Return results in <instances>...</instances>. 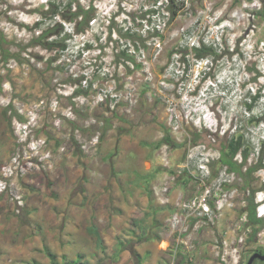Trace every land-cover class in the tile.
<instances>
[{
	"label": "rangeland",
	"instance_id": "obj_1",
	"mask_svg": "<svg viewBox=\"0 0 264 264\" xmlns=\"http://www.w3.org/2000/svg\"><path fill=\"white\" fill-rule=\"evenodd\" d=\"M163 1L81 0L94 13L90 28L56 52L34 41L50 24L34 28L44 0H0V264H51L46 248L59 264H127L128 246L154 231L141 219L146 204L164 206L152 189L164 172L174 176L169 193L183 178L177 193L199 190L198 160L181 168L201 143L195 132L213 155L239 134L246 165L264 162V1L184 0L165 24ZM199 40L215 46L212 64L194 59ZM165 132L183 143L170 149L172 168L159 158ZM263 177L264 168L232 184L228 209L240 218L226 221L206 260L195 233L213 226H190L183 264H245L264 251V226L249 236L258 225L242 214ZM173 250L174 241L167 264L181 254Z\"/></svg>",
	"mask_w": 264,
	"mask_h": 264
},
{
	"label": "trees",
	"instance_id": "obj_2",
	"mask_svg": "<svg viewBox=\"0 0 264 264\" xmlns=\"http://www.w3.org/2000/svg\"><path fill=\"white\" fill-rule=\"evenodd\" d=\"M184 0H164L158 6V8H162V4L164 5L163 16L166 17L165 23H168L173 18H175L180 10L184 6ZM152 12H156V9L152 10ZM39 18L35 23V30L42 28V23L44 20L49 19L50 24L48 27L41 30L38 35L34 38V41L43 45L49 51H64L67 48V40L72 37V35L83 34L90 28V22L94 18V13L89 6L83 5L81 0H44V3L41 4V9H38ZM69 25V26H67ZM6 43L5 36L3 33H0V50L2 54H5L8 50L4 47ZM191 52L196 61L198 60H207L210 64L215 59L217 55L216 48L213 44L206 43L202 40H199L196 44H193L191 47ZM126 60L130 61L135 68L141 66V63L137 62L136 59L129 54L125 55ZM259 94L255 92L252 96V100L254 103L259 98ZM253 103V104H254ZM253 105L248 104L247 109H251ZM263 119V117H260ZM201 133H194L193 142H201L208 146L209 143H206L201 139ZM167 144L170 148H178L183 145V143L176 142L172 136L165 132L161 139L159 140L158 146L162 144ZM200 144V143H198ZM240 144L236 140V137L231 136L229 139H222V143L219 145V157L214 160L218 165L227 166L230 172L237 173L238 166L237 161L235 159L238 146ZM247 155V152L244 151V156ZM262 157V155L260 156ZM261 160V158H260ZM260 165H255V168H258ZM252 169H250L247 173H250ZM249 205H252V208L246 206L245 210H247V218L248 221L246 225H258V227H254L249 236H254L257 230L264 226V219L256 216V203L255 198H250L248 201ZM149 235L145 237L138 238L136 243L141 242L143 240H147ZM98 244L100 240H97ZM128 249L131 255H135V250L133 249V243L128 246ZM255 251H261V249H255ZM47 256L51 264H59L56 260V256L52 253L48 248L45 249ZM256 263H262L263 261H255ZM255 263V264H256Z\"/></svg>",
	"mask_w": 264,
	"mask_h": 264
},
{
	"label": "built area",
	"instance_id": "obj_3",
	"mask_svg": "<svg viewBox=\"0 0 264 264\" xmlns=\"http://www.w3.org/2000/svg\"><path fill=\"white\" fill-rule=\"evenodd\" d=\"M207 147L200 143L190 148L186 155V162L181 166L182 169L188 168L190 162L198 160L197 166L201 173L200 175L193 174V176L200 185L199 190L189 197L180 193L175 200L174 210L165 218V226L175 236L173 259L178 252L181 254L189 252L191 245H189L187 236L191 225L197 229L202 224H214L216 218L221 217L226 208L234 206L233 198L236 194L232 184L238 176L230 172L227 166L222 165H219L216 174H213L209 169L210 163L218 159L219 153L213 155L211 148ZM170 149L165 143L160 146V162L166 168H172ZM172 178H174L172 174L164 172L163 176L152 186L154 198L159 204L166 205L171 201L169 191ZM263 197L264 190L255 195V211L257 217L264 219ZM221 260H225L223 256Z\"/></svg>",
	"mask_w": 264,
	"mask_h": 264
},
{
	"label": "crops",
	"instance_id": "obj_4",
	"mask_svg": "<svg viewBox=\"0 0 264 264\" xmlns=\"http://www.w3.org/2000/svg\"><path fill=\"white\" fill-rule=\"evenodd\" d=\"M179 184L172 187V191L170 193L171 201L168 204L164 205L163 207H154L155 205L152 206L146 204L147 207L144 210H147L148 218H146V220L144 219L145 221L141 219L142 224L154 225V231H151L150 228L148 231L149 238L147 240L138 242L136 246H133L135 255L132 256L130 252H127V254L124 253L123 258H126V260L128 259V261L126 262L127 264H160L161 261L167 264V260H165L166 253L164 252V250H166L170 246V243H173V241L175 240V236L169 230V228L165 226L164 222L167 215L174 210V203L176 198L180 193H183L182 191H180V193L178 192V194L177 189L181 185L186 184L185 178H183ZM155 201L154 204H157V201ZM247 206L249 208H252V205L248 204ZM245 211L246 210L244 208L242 212L243 215L245 214ZM142 214H145L144 211L142 212ZM237 217H239L238 212L235 213L233 209L227 208L223 211L221 217L216 218L215 223L211 224V226L213 227H203V225L207 224H202L199 228H197L199 230L201 227H203L201 231L195 233V237L198 240L196 256L199 258V260H206L204 257L215 250V247L220 242V236L222 235L223 229L222 226L226 225V221L230 219L232 222L231 224L235 225L234 221L237 220ZM159 225L161 226L158 228ZM160 228L162 229L159 230ZM156 232H164V234L163 236L158 237V235H156ZM184 259H187L185 253L179 254L178 259L175 261V263L183 264L182 261Z\"/></svg>",
	"mask_w": 264,
	"mask_h": 264
},
{
	"label": "flooded vegetation",
	"instance_id": "obj_5",
	"mask_svg": "<svg viewBox=\"0 0 264 264\" xmlns=\"http://www.w3.org/2000/svg\"><path fill=\"white\" fill-rule=\"evenodd\" d=\"M262 1H264V0H262ZM236 140L238 141V143L240 144L239 146H238V151H237V154H236V161H237V166H238V172L236 173L237 174V176H238V178H241L242 177V175H244V174H246V172H248L250 169H252V171L251 172H256L257 170H260V169H263L264 168V162H263V160H260L259 162L258 161H256L253 165H246L247 163L246 162H248V154L246 155V156H244V148L242 147V145H241V141H242V136L241 135H237V137H236ZM255 164H258V165H261L260 167H259V169H257V170H254L253 171V168H254V166H255ZM244 167V168H243ZM250 172V173H251ZM244 199H246V206L248 205V201H249V199L252 197V198H254V193H252V194H250V195H244ZM247 211V210H246ZM248 213V212H247ZM248 217V216H247ZM263 219V218H262ZM246 221L245 222H247L248 221V218L247 219H245ZM260 252H262V251H260ZM253 253V252H252ZM256 260H258V259H256ZM255 260V261H256ZM253 262V264H255L256 262ZM258 261H260V260H258Z\"/></svg>",
	"mask_w": 264,
	"mask_h": 264
},
{
	"label": "water",
	"instance_id": "obj_6",
	"mask_svg": "<svg viewBox=\"0 0 264 264\" xmlns=\"http://www.w3.org/2000/svg\"><path fill=\"white\" fill-rule=\"evenodd\" d=\"M258 259L260 261H264V251H254L249 257L245 264H253V262Z\"/></svg>",
	"mask_w": 264,
	"mask_h": 264
},
{
	"label": "clouds",
	"instance_id": "obj_7",
	"mask_svg": "<svg viewBox=\"0 0 264 264\" xmlns=\"http://www.w3.org/2000/svg\"><path fill=\"white\" fill-rule=\"evenodd\" d=\"M262 139L264 140V136H262ZM263 199H264V197H263Z\"/></svg>",
	"mask_w": 264,
	"mask_h": 264
}]
</instances>
